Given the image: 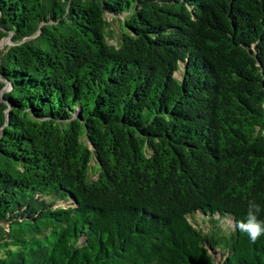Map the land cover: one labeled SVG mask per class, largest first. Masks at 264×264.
<instances>
[{
	"label": "trees",
	"instance_id": "16d2710c",
	"mask_svg": "<svg viewBox=\"0 0 264 264\" xmlns=\"http://www.w3.org/2000/svg\"><path fill=\"white\" fill-rule=\"evenodd\" d=\"M8 36L0 264H264V0H0Z\"/></svg>",
	"mask_w": 264,
	"mask_h": 264
},
{
	"label": "clouds",
	"instance_id": "9594fccd",
	"mask_svg": "<svg viewBox=\"0 0 264 264\" xmlns=\"http://www.w3.org/2000/svg\"><path fill=\"white\" fill-rule=\"evenodd\" d=\"M261 211L260 204L254 200H249L245 219L237 221L235 224L236 229L246 234L252 242L264 235V220L258 218Z\"/></svg>",
	"mask_w": 264,
	"mask_h": 264
},
{
	"label": "rangeland",
	"instance_id": "374dc122",
	"mask_svg": "<svg viewBox=\"0 0 264 264\" xmlns=\"http://www.w3.org/2000/svg\"><path fill=\"white\" fill-rule=\"evenodd\" d=\"M106 20H107V22L110 23V27H109L110 35L114 36V39L110 40L109 44L110 45H114L115 42L117 41V38H118V35H119V32H120L121 20H114V19H112V17L110 15H106ZM4 41H5V43L1 46L0 50H5L7 47L12 45V43L10 42L9 39H6ZM175 77L177 79H179L180 78V74L176 73ZM95 165H96L95 160L92 159L91 163H90V170H89V178H90V180L96 179V175H94ZM68 205H70V202H68V203L58 202L55 207H57V206H59V207H67ZM194 219H195L196 222H198L199 225H201L200 217L196 216ZM224 224L228 228H232V226H233L231 220L224 221ZM217 260H219V256L217 257Z\"/></svg>",
	"mask_w": 264,
	"mask_h": 264
},
{
	"label": "water",
	"instance_id": "95a60500",
	"mask_svg": "<svg viewBox=\"0 0 264 264\" xmlns=\"http://www.w3.org/2000/svg\"><path fill=\"white\" fill-rule=\"evenodd\" d=\"M6 39H9L10 40V37L8 36V37H5V38H3L1 41H0V46H1V42H3L4 40H6ZM1 48V47H0ZM7 90V87L5 86L4 88H3V90L1 91V93L2 92H5Z\"/></svg>",
	"mask_w": 264,
	"mask_h": 264
},
{
	"label": "bare ground",
	"instance_id": "6f19581e",
	"mask_svg": "<svg viewBox=\"0 0 264 264\" xmlns=\"http://www.w3.org/2000/svg\"><path fill=\"white\" fill-rule=\"evenodd\" d=\"M4 43H5V41L1 42V46H2ZM1 46H0V47H1Z\"/></svg>",
	"mask_w": 264,
	"mask_h": 264
}]
</instances>
